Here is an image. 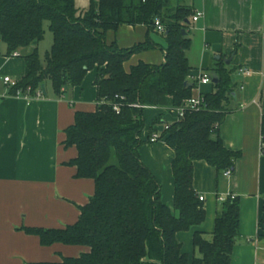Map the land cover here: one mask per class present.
Segmentation results:
<instances>
[{"label": "trees", "instance_id": "trees-1", "mask_svg": "<svg viewBox=\"0 0 264 264\" xmlns=\"http://www.w3.org/2000/svg\"><path fill=\"white\" fill-rule=\"evenodd\" d=\"M190 18L192 9L184 0H90L82 13H78L75 0H0V45L5 56L16 53L25 63V74L11 94L21 91L34 97L48 81L59 96L66 87L80 86L89 71H97L96 109L75 112L62 143L64 148L76 149V157L66 165L75 168V178L91 179L94 193L85 205L77 207L79 217L72 225L18 229L37 236L41 246L60 243L89 251L58 263L40 264L231 263L239 229L237 198L227 196L218 201L209 240L204 233L194 232L192 245L199 256L191 261L182 252L176 234L201 226L205 220L203 201L193 188L194 162L204 161L221 173L231 171L240 157L226 149L218 135L220 124L230 113L235 89L232 71L218 62L210 72L218 83L213 84L211 93L202 95L203 108L187 111L162 133L174 152L173 209L162 203L160 184L139 155L143 109L170 112L193 96L186 58L191 45ZM155 20L164 29L160 33L164 48L149 35L127 49L119 48L115 41L106 42L108 31L124 25H144L148 33L153 32ZM44 21L49 22L52 45L42 64L36 47L30 52L26 49L42 40ZM156 48L165 53L162 64L139 62L125 70L124 64L133 55ZM114 104L119 105L118 113L112 109ZM261 149L264 153V115ZM262 209L264 212V196ZM258 226L264 237V218Z\"/></svg>", "mask_w": 264, "mask_h": 264}, {"label": "crops", "instance_id": "crops-1", "mask_svg": "<svg viewBox=\"0 0 264 264\" xmlns=\"http://www.w3.org/2000/svg\"><path fill=\"white\" fill-rule=\"evenodd\" d=\"M184 4L192 9V17L201 14L197 21L189 20L191 45L186 58L190 68L188 82L194 85L192 95L213 91V83L200 85L197 77L210 74L218 62L232 71L235 89L230 113L220 124L218 135L224 147L238 152L240 157L229 177L204 161L194 162L193 188L198 197H203L205 220L201 226L177 233L176 240L184 254L188 256L192 251V258L195 257L194 232L204 233L209 240L218 198L232 196L239 200V229L230 264H264V237L258 226L264 218V0H184ZM154 33L158 32L148 33L144 25H124L108 31L105 39L107 44L115 41L119 48L127 49L144 42L148 35L158 44ZM4 52L0 45V264L58 263L62 258L78 257L89 249L60 243L41 246L37 236L18 229H60L72 225L79 217L77 207L85 205L93 195V181L75 178V168L66 165L76 157V149L64 148L62 143L64 130L73 124L75 112L96 109L97 71H89L80 86L66 87L59 96L46 83L45 94L40 89L39 98L14 95L3 78L21 81L25 63L21 57H7ZM164 54L159 48L141 52L133 55L124 68L128 71L139 62L160 65ZM159 115L160 120L154 123ZM143 119L140 159L160 184L162 203L173 209L174 152L166 145L162 128L174 122L175 115L146 107ZM152 134H158L159 141L150 143Z\"/></svg>", "mask_w": 264, "mask_h": 264}, {"label": "built area", "instance_id": "built-area-1", "mask_svg": "<svg viewBox=\"0 0 264 264\" xmlns=\"http://www.w3.org/2000/svg\"><path fill=\"white\" fill-rule=\"evenodd\" d=\"M200 13H196L191 19H192V22H195L198 20V18L200 17ZM154 27L156 29V31L158 33H163L164 32V29L163 27L161 26V24L159 23V20H155L154 21ZM13 56H17L16 53L13 54ZM240 73H243V74H248V71H244V70H239ZM211 74L209 73H201L198 75L197 77V83L200 84V85H206V84H210L212 83L211 82ZM3 82L4 84H6L7 86H9L10 88H14L16 85H17V82H14L12 81L9 77H4L3 78ZM17 95H21V91H17L16 92ZM42 93L40 92V90L37 92V94H35V97L36 98H39L41 97ZM204 106V100H203V97L198 95V96H192L191 98H189L188 100L185 101L184 105L181 107V108H178L176 110H171L170 112L171 113H174L175 115V121H179L181 120L183 117H184V114L187 112V111H198L200 109H202ZM136 107H140L138 105H136ZM112 109L118 113L119 112V105L117 104H114L112 106ZM170 124H165L162 128V131H165L168 129ZM160 139V136L158 134H152L150 136V138L148 139V141L150 143H154V142H157L159 141ZM231 174V171L230 170H226L224 172V175L226 177H229ZM232 197V196H231ZM233 198V197H232ZM199 201H203V197H198ZM225 198L223 197H220L218 198V201H223Z\"/></svg>", "mask_w": 264, "mask_h": 264}, {"label": "rangeland", "instance_id": "rangeland-1", "mask_svg": "<svg viewBox=\"0 0 264 264\" xmlns=\"http://www.w3.org/2000/svg\"><path fill=\"white\" fill-rule=\"evenodd\" d=\"M89 2H90V0H75V7H76L78 13H82L85 10H87V8L89 7ZM43 31H44V34H43L42 40L40 42L36 43L35 45L31 46L30 48L26 49L27 52H30L31 48H35L36 47L37 51H38L40 62L42 64H44L45 54L50 50L51 45H52V35H51L50 31H49V22L48 21H44V23H43ZM153 39L155 41H157L160 46H162V47L166 46L165 40H164V38H163V36L161 34L154 33L153 34ZM1 47H3V46H1ZM49 84L50 83L47 81L46 85L48 87H50ZM191 252L189 253L188 256L192 258V253ZM195 252H196L195 253V255H196L195 257H197L198 253H197V251H195Z\"/></svg>", "mask_w": 264, "mask_h": 264}, {"label": "water", "instance_id": "water-1", "mask_svg": "<svg viewBox=\"0 0 264 264\" xmlns=\"http://www.w3.org/2000/svg\"><path fill=\"white\" fill-rule=\"evenodd\" d=\"M182 34H185V32L182 31ZM217 59H219V58H217ZM225 63L228 64V62H225ZM211 78H212L211 82L214 85L218 83V79H217V77L215 75H212ZM185 85H187V83H185ZM40 89H41L42 93L45 94L44 85H41Z\"/></svg>", "mask_w": 264, "mask_h": 264}]
</instances>
